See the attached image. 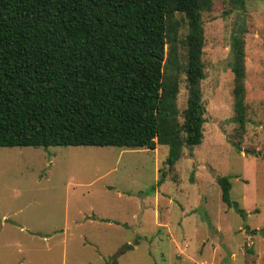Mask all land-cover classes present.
I'll use <instances>...</instances> for the list:
<instances>
[{
    "label": "rangeland",
    "instance_id": "rangeland-1",
    "mask_svg": "<svg viewBox=\"0 0 264 264\" xmlns=\"http://www.w3.org/2000/svg\"><path fill=\"white\" fill-rule=\"evenodd\" d=\"M209 6L201 143L171 168L166 144L0 147V264H264V0ZM241 26L247 123L237 151L228 57ZM186 96L182 73L180 110ZM224 175L245 217L222 200Z\"/></svg>",
    "mask_w": 264,
    "mask_h": 264
},
{
    "label": "trees",
    "instance_id": "trees-1",
    "mask_svg": "<svg viewBox=\"0 0 264 264\" xmlns=\"http://www.w3.org/2000/svg\"><path fill=\"white\" fill-rule=\"evenodd\" d=\"M233 3L236 0H228ZM210 0H0V147L166 144L171 168L203 138L202 12ZM182 14L177 18V14ZM186 26L183 39L180 26ZM245 26L232 36L235 140L246 129ZM185 49L184 61L179 45ZM264 44V39H263ZM184 73L185 107L177 105ZM164 172L157 185L164 181ZM221 198L231 182L218 176ZM256 232L257 230H252Z\"/></svg>",
    "mask_w": 264,
    "mask_h": 264
},
{
    "label": "crops",
    "instance_id": "crops-1",
    "mask_svg": "<svg viewBox=\"0 0 264 264\" xmlns=\"http://www.w3.org/2000/svg\"><path fill=\"white\" fill-rule=\"evenodd\" d=\"M80 237H81V238H86L87 236L84 235V234H81Z\"/></svg>",
    "mask_w": 264,
    "mask_h": 264
}]
</instances>
